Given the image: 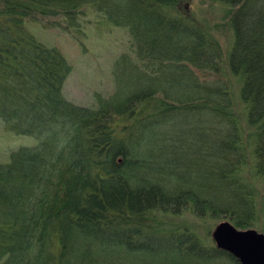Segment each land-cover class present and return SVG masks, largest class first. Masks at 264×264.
I'll use <instances>...</instances> for the list:
<instances>
[{"label":"trees","instance_id":"trees-1","mask_svg":"<svg viewBox=\"0 0 264 264\" xmlns=\"http://www.w3.org/2000/svg\"><path fill=\"white\" fill-rule=\"evenodd\" d=\"M190 1L0 0V117L38 141L0 164V264H240L166 227L183 214L264 233V0H204L230 9L228 55ZM86 7L132 39L96 107L64 96L72 66L27 28L84 34Z\"/></svg>","mask_w":264,"mask_h":264},{"label":"rangeland","instance_id":"rangeland-1","mask_svg":"<svg viewBox=\"0 0 264 264\" xmlns=\"http://www.w3.org/2000/svg\"><path fill=\"white\" fill-rule=\"evenodd\" d=\"M188 7L207 11L210 21L217 24V34L228 55L233 45L234 35L228 25L226 27L222 25L227 24L230 9L221 3L204 0L190 1ZM82 20L85 22L84 34L77 31H72L71 34L66 33L61 28L49 26L44 20L28 22L27 28L46 46L58 48L72 66V72L64 85V96L78 106L96 107V95L109 98L116 92V63L124 55H132V39L127 28L114 26L91 7L84 8ZM195 72L201 80L224 79L213 73L197 70ZM229 78V82L224 80L232 87L234 98L239 99L242 83L236 77L229 75ZM240 110L245 113V106H241ZM37 144L35 137L19 135L9 130L0 117V164L8 163L11 160V154L20 148L34 147ZM195 150L194 145L189 146L190 152ZM248 179L256 184L259 191V208L264 211V181L254 176H248ZM164 219L168 221L166 227L188 226L205 245L216 246L212 234L221 221L199 219L190 214H183L177 218L166 216ZM260 224L264 225V212ZM256 230L261 232L259 229Z\"/></svg>","mask_w":264,"mask_h":264},{"label":"water","instance_id":"water-1","mask_svg":"<svg viewBox=\"0 0 264 264\" xmlns=\"http://www.w3.org/2000/svg\"><path fill=\"white\" fill-rule=\"evenodd\" d=\"M212 238L219 250L229 253L240 264H264V234L254 229L238 230L224 221L215 228Z\"/></svg>","mask_w":264,"mask_h":264}]
</instances>
